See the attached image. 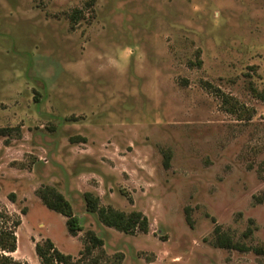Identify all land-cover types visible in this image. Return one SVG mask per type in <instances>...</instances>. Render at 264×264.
Listing matches in <instances>:
<instances>
[{"label": "rangeland", "instance_id": "rangeland-1", "mask_svg": "<svg viewBox=\"0 0 264 264\" xmlns=\"http://www.w3.org/2000/svg\"><path fill=\"white\" fill-rule=\"evenodd\" d=\"M262 93L264 0H0L9 255L40 264L50 239L76 264H264ZM44 186L71 203L76 236L38 197ZM85 193L143 213L148 233L104 226ZM90 232L104 246L88 255Z\"/></svg>", "mask_w": 264, "mask_h": 264}, {"label": "trees", "instance_id": "trees-1", "mask_svg": "<svg viewBox=\"0 0 264 264\" xmlns=\"http://www.w3.org/2000/svg\"><path fill=\"white\" fill-rule=\"evenodd\" d=\"M260 98L264 99V93L257 94ZM228 99H224V104L229 107V112L236 115L241 120L244 118H251V111L243 105L238 103H229ZM14 129H3L0 132L9 134ZM170 157L167 156L165 160L166 167L169 166ZM37 195L49 210L54 211L66 218V228L70 235L76 236L82 231V225L80 218L74 214L71 203L61 194L58 190L51 186H44L37 191ZM14 199V195H11ZM84 202L87 212L94 214L98 217L101 224L108 228H112L118 232L135 235L138 232L148 233L149 220L141 212L132 211L126 213L114 209L111 206L104 207L100 205V199L94 196L92 193H85ZM20 225V221H16L14 228ZM89 244L85 247V253L90 254L94 249H102L104 241L96 236L93 232H90ZM217 241V245L226 249H237L247 251L245 247L231 243L230 239ZM17 250V237L15 231L8 228L0 227V264H23L14 260L9 254L14 253ZM36 254L40 260V264H76L71 255H66L56 248L54 243L47 239L43 244H37L35 247ZM260 252L259 250H256ZM8 254V255H7ZM117 260L120 262L123 258L122 255H118Z\"/></svg>", "mask_w": 264, "mask_h": 264}]
</instances>
